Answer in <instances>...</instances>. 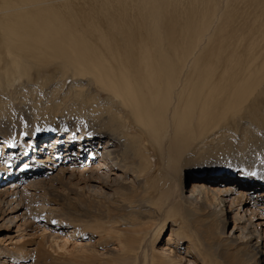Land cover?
Segmentation results:
<instances>
[{"label":"bare ground","instance_id":"bare-ground-1","mask_svg":"<svg viewBox=\"0 0 264 264\" xmlns=\"http://www.w3.org/2000/svg\"><path fill=\"white\" fill-rule=\"evenodd\" d=\"M64 78L71 79L69 85ZM16 84L21 85L16 90L19 99L32 114L51 118L53 111L65 110L83 117L89 107L107 136L87 134V128L53 138L25 132V125L16 129L17 108L7 99ZM0 90V121L13 118L0 126V151H14L9 152L10 163L0 158V170L7 169L0 180L4 175L17 177L24 165L33 168L25 173L31 180L19 182L26 177L21 174L0 191V204L11 194L20 206L30 198V188L63 184L65 172L81 168L59 164L63 159L80 164L98 156L94 172L106 170L109 178L121 172L117 199L108 196L97 202L109 219L100 228L111 230L113 218L128 227L126 219H132L138 227L120 229L127 237L119 245L120 258L167 264L155 260V242L169 221L200 250L204 264H257L264 222L252 219L264 218V171L241 161L258 157L250 149L264 145V0H0ZM73 99L76 107L67 109ZM228 130L239 136L210 147L216 157L188 162L198 141L213 146L216 136ZM26 133L30 141L40 139L43 148L50 147L54 154L42 161L60 165L61 176L36 170L33 162L42 147L26 143ZM56 138L73 139L75 146L71 150L65 142L53 144ZM153 152L169 156V162L160 165L162 173ZM185 167L197 175L186 179ZM201 173H224L227 180L217 182L198 176ZM234 176L250 187L238 185L230 179ZM121 179L130 181L120 184ZM186 183L191 186L188 197ZM82 199L77 204L88 205ZM77 204L72 201L61 211L81 229L87 223L78 216ZM227 209L236 212L238 223L239 235L231 240L223 237ZM243 219L246 224L239 225ZM163 248L172 253L168 245ZM8 253L12 261L0 264H50L37 249L16 247ZM85 260L79 264H90Z\"/></svg>","mask_w":264,"mask_h":264},{"label":"rangeland","instance_id":"rangeland-1","mask_svg":"<svg viewBox=\"0 0 264 264\" xmlns=\"http://www.w3.org/2000/svg\"><path fill=\"white\" fill-rule=\"evenodd\" d=\"M70 80L71 79L67 81V79L65 80L64 78L65 84L69 85L71 82ZM19 87L21 88V85L16 84V88L14 90L13 88H9L7 95V99L11 100V103H14L13 105H15L17 108V111H15L16 114L14 113V117L17 122L13 123V127L16 129H19L25 125L28 128L25 132L32 130V132L36 133L38 136L42 137L48 134V136L53 138L59 133L65 135L67 133L70 134L75 130L77 132L80 128H87V134L101 133L104 134L103 138L107 136L105 135V132L107 133V129L103 127L99 118L95 116V119L93 118V112L91 109H89V107L86 108V113L83 117L81 114L71 113L65 110L58 112L53 111L54 113L51 118L43 116V113L40 112L32 114L30 109L31 107L25 108V104L20 100L21 96H18L16 93V90L20 89ZM49 90L50 88L46 89V91ZM63 91H66V89H63ZM2 93L3 91L0 90V94ZM23 95L24 94H22V97ZM75 107L76 101L73 99L69 102L67 109H73ZM6 118L7 116L1 119L0 126L11 124L13 118H8L9 121H7ZM236 122L240 124L241 120L236 118ZM37 128L41 130L37 132ZM261 133L263 134V131ZM30 136L31 135H28V133L23 136L26 143L32 142L30 141ZM238 136L239 134H235L231 130H228L216 136L214 139L215 145L213 146H211L209 143L205 144V142H202L201 140L198 141L197 150L195 149V151L191 150L189 152V154H192V157L188 162H196L203 159H213L214 156L216 157V155L209 153L210 147L215 148L218 146H223L228 142H233ZM55 140L57 141H54L53 144L56 142V144L60 145L62 142H65V144H67L71 150L75 146L73 139L65 138L62 141L56 138ZM169 140L170 138L165 141V150L168 154ZM37 142H39V144ZM118 142L119 141L116 138L113 140V144L116 146L117 144L119 145ZM32 143L42 147L39 151V153H41L37 158V163L35 164V162H33L35 165L34 167H37L36 170H45L46 173L49 174V177H54L55 175L61 176V174L58 173L60 171V165H52L51 163H45L42 161L43 157H48L49 154L52 156L54 154V152H51V150L48 149L50 147L46 145V149L43 148V141L40 139ZM100 148L102 147L100 146ZM253 149H255L254 151L256 152H254ZM253 149H250V153L257 154L258 157L248 156L247 159L241 162H245L247 167H251L254 170L264 171V145L256 146ZM10 150H12L11 147H9V151H5V153L0 151V158L9 163ZM101 151L102 150H100L99 153H101ZM12 152L14 151L12 150ZM96 157L91 159L89 158L90 161L87 160L85 163H83L85 160L81 159L83 160L81 161L83 164H76L74 162L68 163L66 161L64 162V159L58 162L59 164H64V166L68 165L70 168L81 165V168L80 170H77L76 168L74 169V172L72 173L74 174L73 177H71V172H65L63 184L54 181L52 183H47L45 187L39 189L30 188L28 196V198L30 197V201L27 199L23 201L20 206L17 205L19 198H13L11 194L3 197V199L5 198V202L0 204V208L2 209L0 212V249L3 250L0 252V261H12L8 252L11 253L16 247H23L25 250H39L41 254H44L48 260V263L50 264L53 262L56 264H75L76 262V264H79L86 262V257L91 260L89 262L90 264H134V261L131 259L126 260L125 258H120L123 252L119 247L124 238H127L120 233V229L122 231L127 229H138L134 221L127 218L126 220L131 222V224H129L131 227H128L126 221L113 218V220L110 221V224L113 225L111 230L100 228L102 225H105L109 219L105 218L106 213L104 212L106 211L103 210L105 208L101 210L103 204L97 202H105L106 197L108 196L117 199L114 194L119 187V182L116 180L120 178L121 172H114L113 174L110 173V178L106 176V170L101 174L94 172L93 169L95 165L100 163V158L98 156ZM153 157V162L156 166H158V171L162 173L163 168L160 167V165L169 162V156L167 154L159 156L153 152ZM46 165L54 166V169L49 170L45 167ZM32 169L33 168L30 170L29 167H22L20 170L17 169V177L13 176L6 178V175L2 176L3 181L1 182L0 180V191L7 189L6 186L16 181V178L18 179V177H21V174H24V177H26L21 180L18 179L19 182L24 183L26 180H31L32 178L27 179V175L25 173L31 172ZM6 170H0V174L5 173ZM237 172L238 170L235 171V175ZM190 174L191 176H189ZM202 174L203 173L198 174V176H211L210 178L217 182L227 180V176H225L224 173H214L212 175ZM183 175L186 176V179H191L197 175V173L185 167L183 168ZM230 179L235 180L238 185L246 184L250 187L249 182H244L245 180H242L239 177L234 176ZM130 180L135 181L133 178H130ZM130 180L128 179L124 181L121 179L120 184L123 182H129ZM190 189L191 186L186 183L184 188V196H189ZM80 196L83 198L82 201L87 202L88 205L84 206L83 204H77V200L81 198ZM31 198H35V202H33ZM71 200L79 206H77L79 213L78 216H82V220L87 223V226H79L81 229L73 226L72 222H70L68 218L63 215V211H61V208H66L70 203H72ZM251 201L249 200L248 202V207L250 208L253 205L251 204L253 201ZM130 211L131 209H129V213ZM226 211L227 212L224 213V219H226L225 235L223 237L224 239L227 238L231 240L235 238V236L239 235V231H236L235 227V225H238V223H236L234 220V214L236 212L234 214L231 213V209H227ZM11 219L12 221H10ZM244 220L245 219L241 220L239 225L246 224ZM53 221H56V223H53ZM252 221L264 222V218H254ZM115 222L118 223L114 224ZM161 227H163V233L160 236L161 238L155 242V260L158 263L192 264L191 261H194L193 264H204L202 259L203 254L200 252V250H198L194 243L190 241L189 238H187L186 235L177 233L178 227L173 226V224H171L169 221H164ZM260 229L264 230V225H261ZM122 233L125 234L124 232ZM129 236L130 235L128 234V237ZM171 236H173V241L168 240ZM253 241L252 244L254 243ZM167 245L171 248L172 253L169 251H163V247ZM238 245H242V241H239ZM260 249L261 253L256 256V261L257 264H264L263 234L260 241ZM171 260H174V262L171 263ZM221 261L223 262L224 260ZM225 263L231 264V262L227 263L226 260L223 262V264Z\"/></svg>","mask_w":264,"mask_h":264},{"label":"snow or ice","instance_id":"snow-or-ice-1","mask_svg":"<svg viewBox=\"0 0 264 264\" xmlns=\"http://www.w3.org/2000/svg\"><path fill=\"white\" fill-rule=\"evenodd\" d=\"M41 129L37 128L36 131L39 132ZM23 167L27 168L28 165H24ZM252 175H255V173H252ZM53 223H56V221H53Z\"/></svg>","mask_w":264,"mask_h":264}]
</instances>
